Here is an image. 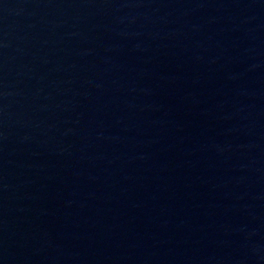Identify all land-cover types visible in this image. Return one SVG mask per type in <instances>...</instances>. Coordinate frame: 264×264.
I'll list each match as a JSON object with an SVG mask.
<instances>
[{
  "label": "water",
  "instance_id": "95a60500",
  "mask_svg": "<svg viewBox=\"0 0 264 264\" xmlns=\"http://www.w3.org/2000/svg\"><path fill=\"white\" fill-rule=\"evenodd\" d=\"M0 264H264V0H0Z\"/></svg>",
  "mask_w": 264,
  "mask_h": 264
}]
</instances>
